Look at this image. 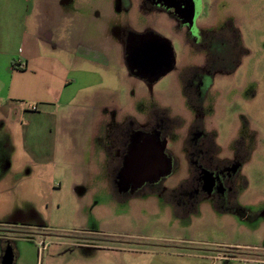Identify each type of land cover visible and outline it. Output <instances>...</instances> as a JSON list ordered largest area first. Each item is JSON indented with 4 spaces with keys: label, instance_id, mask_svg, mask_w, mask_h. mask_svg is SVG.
Returning a JSON list of instances; mask_svg holds the SVG:
<instances>
[{
    "label": "rangeland",
    "instance_id": "obj_1",
    "mask_svg": "<svg viewBox=\"0 0 264 264\" xmlns=\"http://www.w3.org/2000/svg\"><path fill=\"white\" fill-rule=\"evenodd\" d=\"M197 1L203 38L140 0L12 1L59 54L41 56L65 67L27 84L67 88L61 100L9 101L2 90L26 61L0 55V264H264V0ZM130 33L169 40L174 67L155 81L132 73ZM131 132L166 141L170 187L189 164H212L189 138H213L216 178L239 165L233 194L118 201L109 180Z\"/></svg>",
    "mask_w": 264,
    "mask_h": 264
},
{
    "label": "flooded vegetation",
    "instance_id": "obj_2",
    "mask_svg": "<svg viewBox=\"0 0 264 264\" xmlns=\"http://www.w3.org/2000/svg\"><path fill=\"white\" fill-rule=\"evenodd\" d=\"M140 1L141 4L167 13L179 24L186 26L189 32L194 33V36H200L199 31L194 27V21L200 13L197 0ZM213 36L215 40H218L215 35H212L211 38ZM154 44L160 47L161 51H155ZM124 52L131 72L150 81L159 79L174 67L175 54L172 45L169 40L161 36L130 33L126 39ZM233 53L231 50L228 51V54ZM212 54L217 55V51ZM195 86L198 88L197 85ZM197 129L199 130L198 127ZM196 136L195 139L189 138L188 140L191 148L189 149L190 154L191 152L207 151L202 156L205 158L208 156L212 164L203 161L189 164L188 171L191 176L170 187L166 185L165 179L172 175L176 165L168 160V156H172V154L171 150L168 151L166 141L160 137L144 136L139 132L127 134L121 139L119 145V158L122 161L117 162L109 180L114 197L119 201L150 192L162 195L174 193L177 194V199L174 201L175 206L198 202L206 195L219 194L220 197H230L234 190L233 182L239 176L240 170L235 157L228 161L226 170L227 172L234 171L233 178L221 181L222 176L216 178L215 175L217 168L214 167V161L218 159L214 156L217 146L213 138L203 137L199 133ZM124 140H126L125 143ZM123 146H125V153L123 150L121 151Z\"/></svg>",
    "mask_w": 264,
    "mask_h": 264
},
{
    "label": "crops",
    "instance_id": "obj_3",
    "mask_svg": "<svg viewBox=\"0 0 264 264\" xmlns=\"http://www.w3.org/2000/svg\"><path fill=\"white\" fill-rule=\"evenodd\" d=\"M12 1L0 0V55H23L26 66L20 68L13 66V70L11 71L12 77L9 80L6 78V87L2 90V92L6 93L2 96L6 97L9 101L14 100L24 103L29 98L36 101L41 100L42 103L54 101L55 99L61 100L63 89L67 88L66 83L62 86L60 85L57 91H55L56 88L53 89V79L44 84L42 81L37 82L36 80H34L35 84L33 86L27 84V79H25L27 74L35 77L39 73L42 74L40 72L42 69L47 73H51L52 70L53 73L58 68L65 67L58 58L51 57L46 59L41 56L59 54L55 52V48L45 47L38 36L37 29L32 32L28 31L26 7L24 4L12 3ZM22 1L24 3L25 0ZM39 55L41 57L40 62L47 60L48 64L45 67L39 66ZM95 55L101 54L97 52ZM2 83L5 84V81L2 80ZM27 88L31 89L28 91ZM43 92L50 97L44 98ZM52 92L54 94L51 96Z\"/></svg>",
    "mask_w": 264,
    "mask_h": 264
},
{
    "label": "water",
    "instance_id": "obj_4",
    "mask_svg": "<svg viewBox=\"0 0 264 264\" xmlns=\"http://www.w3.org/2000/svg\"><path fill=\"white\" fill-rule=\"evenodd\" d=\"M153 49H154L155 51H157V50H158V51H161V48H160V47H157L156 44L153 45Z\"/></svg>",
    "mask_w": 264,
    "mask_h": 264
}]
</instances>
